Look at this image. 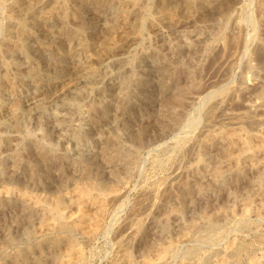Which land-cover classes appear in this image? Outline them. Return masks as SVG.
<instances>
[{
    "label": "bare ground",
    "instance_id": "6f19581e",
    "mask_svg": "<svg viewBox=\"0 0 264 264\" xmlns=\"http://www.w3.org/2000/svg\"><path fill=\"white\" fill-rule=\"evenodd\" d=\"M233 1L10 0L9 33L4 37L3 52L0 54V120L6 113L12 119L14 127L22 130L30 120L39 123L48 111H53L60 128L68 126L78 130L88 140L89 132L94 128L102 129V134L94 138L96 152L91 153L92 155L74 154L73 158H70L69 146L65 144L66 136H63V142L59 143L61 147L54 145L55 148H49L50 146L40 141H32L28 148L14 155L10 168L5 166V176L0 179V214L8 206L14 205L17 208L14 214L0 215V264H85L84 250L78 241V234L94 238L107 230L108 217H111L115 209H112V205L122 200L125 195L128 188L127 178L133 172L135 158H140L141 150L152 136H161L181 125L184 118L190 115L189 107L195 104L197 99L204 104L208 126H213L220 118L235 126L217 129L209 127L196 137L187 135L183 140L177 141L165 155L168 160L189 159V164L185 168L178 166L173 171L172 182H154L153 186L144 192L146 200L142 204L143 212L131 216L118 237L120 240L128 238L134 243L142 242L145 250L142 253L145 255H140V261H134L132 251H129L126 253L129 261L126 264H165L169 259H166L168 253L175 250L174 242L161 245L159 241L156 242L158 239L145 240V235L148 234L146 221L150 216H154L157 210L162 214L158 216V222L164 223L172 215L183 214L197 198H203L212 186H220L222 190L230 172L239 171L245 166L264 169V131L247 132L243 127L244 124L252 126L264 121V79L246 80L218 90H208L207 86L197 92V95L191 96L199 83L195 77V58L198 55L204 54L207 63L215 67L219 74L217 81L222 82L228 76L234 60L248 46V39L242 34L241 20H235ZM147 6L151 13L145 16ZM249 6V3L241 4L237 13L238 9L246 12ZM256 7L259 23L264 27V0H257ZM104 10L112 12L109 21L103 20ZM220 19L232 23L233 28L221 27L212 44L207 46L203 40H196L185 52L188 55V65L176 45L168 47L166 54L169 56L156 51L159 64L155 67V80L158 90L162 93L160 98L158 97L159 100L154 98L148 80L142 76L135 79L137 94L136 98H133L130 95L127 81L129 73L126 70V80L116 85H105L96 100L85 104L80 102L89 98L92 84L102 75L104 68L100 69L105 59L127 52L130 45L141 38L144 25H149L161 38L165 36L167 29L173 30L176 26L184 29L209 26L208 24L211 25ZM100 20L102 21L99 23ZM246 21L248 23V20ZM253 45L252 52L255 53L259 67L264 70V37H256ZM17 57H21L26 65H22ZM100 80L102 81V78ZM70 81L75 82L73 87L60 94L54 92ZM25 90H30L27 98L23 94ZM107 94L114 95L115 100L110 101L106 98ZM145 102H149L154 116L148 121L152 129L139 122L133 132V148L127 150L121 144L120 133L129 121L138 119L134 117L135 111ZM212 146L216 148L217 156L211 163L204 159V155ZM125 157L128 159L122 161ZM165 157L156 158L155 164L165 162ZM118 164L122 166H112ZM108 165L114 167H111V178L104 174ZM23 169L27 175L26 181L20 176ZM7 181L11 184H7ZM122 183L126 184L122 189H118L116 185ZM249 183L252 190L259 194V199L248 196L240 210L224 206L225 209L220 210L221 215L203 212L201 217L197 218L199 221L196 220L192 224L191 232H184L181 240L197 237L202 229L204 230L201 233L208 231V239H213L216 235L214 232L219 229L222 232L221 227L225 225L223 223L224 225L219 226L222 218L245 220L252 214L264 216V172L257 181L252 180ZM31 184L36 185L38 190L42 188L44 192L35 190ZM25 222L29 227L27 233L30 234L31 240L26 245L8 250L17 240L20 241V236L15 235L13 229L23 226ZM164 228L167 229L168 226L164 225ZM211 232L214 234L211 235ZM177 238L176 240H180ZM242 247L240 241L233 239L218 254L213 251L215 255L199 253L191 258L186 256L180 263L264 264V252H257L258 254L244 262L241 258Z\"/></svg>",
    "mask_w": 264,
    "mask_h": 264
},
{
    "label": "rangeland",
    "instance_id": "374dc122",
    "mask_svg": "<svg viewBox=\"0 0 264 264\" xmlns=\"http://www.w3.org/2000/svg\"><path fill=\"white\" fill-rule=\"evenodd\" d=\"M8 1L7 0H0V34L3 33L0 35V54H2V52H3L4 37L9 33V24L8 23H9V14H10V0H8ZM234 1H233V4L235 6L234 17H235V20L238 22H239V20H241L240 23L243 26L242 27V34L246 38V40L248 39L247 44L249 47L247 46L246 48H244V50L234 60V62L231 65V68L229 70L228 76L225 77L224 81H222L223 83L221 81H217L219 79V74H218V72H216L215 67H212V65H209L207 63V60L204 58V54L198 55L200 58L197 56V58H195L197 63H195V62L194 63H195V65L197 64V66H195L196 67L195 77H196L197 83L198 82L199 83H198V88L193 91L194 93L192 92L191 96L197 95V92H199L200 90L204 89V87H207V86H209L208 90H218V89H220L224 86H227V85L232 86V85H237V84L243 83L246 80L250 81V80H263L264 79V74H262V73H264V70H262V68L259 67L258 60H257L256 56H254L255 53H254V51L252 52V50H254L253 40L256 39V37L257 38L258 37H264V30H263L264 27L262 24L259 23V20H258L257 7H256L257 0H252V2H250L251 0H244V1L243 0H234ZM242 2L243 3H249L251 6H249V10H246V12H242V11H240V9H238L239 13H237V8L241 4H243ZM252 5H254V6H252ZM251 8L253 10H250ZM149 12L151 13V10L147 6L145 8V16L149 15L150 14ZM242 13H244V14H242ZM111 14H112L111 10H109V11L104 10L102 13L103 20L109 21V19H110L109 17L111 16ZM238 14H239V16H238ZM251 15H252V17H251ZM253 16L255 18H253ZM246 20H248V23ZM101 21L102 20H100L99 23ZM208 25L209 26L205 25L206 27L203 25L200 27L198 26V27H191V28H186V29L176 26L175 29H173V30L167 29L168 34L166 33L165 34L166 37L164 36L161 38L158 37L153 32V30L149 27V25H147V24L144 25L143 32L141 33L142 34L141 38L138 41L131 44L129 47V50L127 52H125L122 55H111L105 59V62L103 63V65L101 66V69H100V70H102L104 68L101 71L102 75L100 77V79L102 78V81L99 79L96 83L94 82L92 84V92L90 93L91 96L89 95L88 99H85V100L82 99V100H80V102L81 103L83 102L82 104H85V103L91 102L93 100H96L97 98L100 97L99 93L105 87V85H109V84L116 85L117 83L123 82L124 79L126 80L127 79L125 77V75H126L125 71L126 70H128V73H129V75H128L129 79H127V81H129L128 86H129V90L131 93L130 95H132L133 98H136L135 95L137 94L136 88L134 85L136 83L135 79L138 76H142L144 78L146 77L145 79L148 80V82L150 84V88H152V89H150V91H151L152 95L154 96V98L156 97V100H159L162 93H161V91L158 90V88L156 86V80H155V78H156L155 69L157 68V66L159 64V59H158V55H157L156 51L159 50L161 52V55L169 56L168 54H166L169 51V50H167L168 47H172V46L176 45V48L178 47V50L181 51L182 58L184 59L185 64L188 65L189 64L187 62L188 61V55L185 52L187 49L192 47L193 44L196 43V40H198V39L203 40V42L207 46L208 44L209 45L212 44V42L214 41V39L216 37V33L220 30L221 27L227 26L228 29L233 28V24L228 22L225 19H220L219 21H217L211 25L210 24H208ZM248 33L251 34L253 37H251V35L249 36ZM115 36H116V34H115ZM251 44H252V46H251ZM145 55H148V56L146 57ZM241 56H242V58H241ZM142 57H144V58L142 59ZM240 59H241V61H240ZM17 60L22 62V65H26L25 63H23L21 57H17ZM232 79H233V81H232ZM70 82L65 84L66 88H64L65 86H61V87H58V89H56L54 92H56L58 94L65 92L67 89L73 87L75 84L74 81H70ZM202 83L203 84L205 83L204 86ZM29 91L30 90H27V91L25 90L24 91L25 93L23 92L24 96L26 95L25 96L26 98L30 94ZM106 98H108L110 101L115 100V96L111 95V94H107ZM136 101H139V100H136ZM148 103L145 102V103L141 104V108H138L135 111L136 114L134 115V117H136L138 119H136L134 121L133 120L129 121L128 125L124 126L121 133H120V137L122 140L121 144H123L124 145L123 147L127 150H130L133 148V146H132L134 143L133 132L135 131V128L137 127L139 122L145 123V125L149 126V128L152 129L150 126V123L148 124V121L152 120V118L154 116L152 113V109L150 108V105ZM200 104H202L203 106ZM25 107L29 108L28 105H25ZM188 114H190V115H187L189 117L186 116L184 118L185 120L183 121V123L181 125L174 127L171 131H168L161 136H157V137H155V135L152 136V139H150V141L149 140L147 141L145 148L141 150L140 158H135V160L133 161V165H132L133 172L131 173L130 176H128L129 179L126 177L127 181H128L127 182L128 188H126L127 190L125 192L126 196L124 195L122 200L118 201L117 203L116 202H115V204L113 203L112 209H114V208L115 209L112 211L111 217H110V215L108 217V220H107L108 224L106 227L107 230L99 233L94 238H88L85 236L82 237L78 234V241L84 250V256L86 259L85 264H126L129 262L126 258V253L129 251L130 252L132 251L131 252L132 253V259L134 261H136V260L140 261L142 259V257H144V255H145V253H142V252H145L144 247H142L143 243L142 242L134 243L133 241L129 240L128 238L126 240L125 239L120 240V238L118 236L120 235L121 232H123L125 224L127 223V220L131 216H133L136 213L139 214V213L143 212L144 206H142V204L146 200V198H144L145 197L144 192L146 190H148L151 186H153L154 182H158V181L164 182V180L168 181V182H172L173 181V179H172L173 178V175H172L173 171L178 166L185 168L187 166V164H189V162H188L189 159H186L187 161L186 160H179V159H176V161L172 160V159L168 160L165 157V155H167L169 153L170 149L173 146H175V143L177 141L183 140L185 137H187V135H191L192 137H196L201 133L202 130L207 129L209 127L217 129V128H228L231 126H235L234 124H231V123L229 124L228 120H226V119L221 120V118L218 120L219 122L217 121L213 126H208L207 117H206V109L204 107L203 102H201V100H198V99H197V102L195 104H193L192 106L189 107ZM198 118H199V120H198ZM3 119L0 120V128H1L0 129V162H1V164H0V179H2L3 176H5L4 175L5 171H6L5 168L7 166L10 168L12 166V160H13L14 155L16 153H21L23 150L28 148L30 146L31 142L34 140L40 141V142L44 143L45 145H47L48 147L50 146L49 148H55L54 145L60 146L61 144H59V143L63 142L62 137L66 136L65 137V139H66L65 144L67 146H69V150H68L69 157L73 158L74 154L76 156L79 154L92 155L93 153H95L96 152V144H94V138L97 135L102 134V129H98V128L95 129L94 128L89 132L90 139L88 140L78 130H75V129L73 130V128H68V126L60 128L57 125V120H55V119H57L56 113H54L53 111H48L46 113V115L43 117V120H41V122H39V123L35 120H30L28 125H26V128H24L22 130H17L14 127V125L12 123V119L6 113H5V115L3 114ZM189 119L190 120L193 119V120L190 121ZM187 121H188V123H187ZM197 121H199V123ZM184 122H186V123H184ZM263 122L256 123V125H252V126H249L248 124H244L243 127L247 132H253L254 131L253 133H256V132H260V130L264 131V123ZM186 124H189V125L186 126ZM196 124H197V126H196ZM201 124H203V125H201ZM193 125H195L194 128H193ZM27 126H28V128H27ZM187 127L188 128L191 127V129H189V130H191V132H188L189 130ZM42 131H44V132H42ZM176 137H178V138H176ZM210 148L211 149H209L205 153L204 159L205 160L207 159V162L210 161L212 163L214 158L217 156V151H216V148H214V146H212ZM164 151L166 154L164 153ZM160 156L165 157L164 158L165 162H163L162 164L156 165L154 161L156 160V158H161ZM127 159L128 158L125 157L122 159V161H126ZM121 164L112 165V166H115V168H116V167L122 166ZM112 166L108 165V167H105V171H104V174L110 176V178L112 177L111 176L112 168H114ZM242 168L240 169L241 171L239 170V171L230 172V173H232V175L230 173L228 174V179L226 180V183L222 186V190H221L220 186H212L210 188L211 190H209V192L207 194H205L208 197L204 195L203 198L202 197L197 198L195 203L193 205H190L191 207L192 206L193 207L191 208L190 206H188L187 208L190 210H187V208H186V210L183 214L172 215L171 217L168 218L167 221L165 220L164 223H161V222H158V216H160L162 214L159 210H157L158 212L156 211L154 216H150L147 219L146 227L148 228V234L145 235L146 241H149L150 239H151V241H156L158 239L156 242L159 241L158 243L161 245L167 244L168 242L176 243V245H175L176 251L173 250V251H170L168 253L166 259H168V258L169 259L166 260L165 264H181L180 263V262H182L181 260L185 259L186 256L191 258V257H193L199 253H201V254L206 253L209 255L218 254L223 249V247L229 241H231L233 239H237L238 241H240L243 244V247L241 249V258L243 259L244 262L247 261L248 259H250L252 256H254L260 252H264V221H263L264 216H262V215H255V214L253 215L252 214L254 217L251 215L248 218H246L245 220L244 219H239V220L237 219L236 220L232 217L222 218L221 221L219 222L220 223L219 226L220 225L222 226L224 224L225 225L221 227L222 232L220 231V229L218 230V232L213 231L214 233H216V235H214L213 239H208V237H209L208 235L210 234V232L203 231L201 233V231L204 230V229H202L198 232L197 237H191L192 239L188 238L186 240H181L182 234L184 232H187L188 230L191 232V230L193 229L192 224L196 220L199 221V219H197V218H200L201 214L203 212H206L208 214H217L218 213V215H221L222 211H220V210H224L225 207H233V208H237L238 210H240V208L244 205V200L246 198H248V196L250 198L252 197V199H259V196H258L259 194H257L256 190H254V189L252 190V186L250 187V185H248V184H250L249 181H252V180L257 181L260 178V174L262 172H264V169H256V168H253L250 166H245V168L244 167H242ZM235 175L238 177H235ZM20 176L22 177L23 181L27 180V175H26L25 169H23L21 171ZM168 176L170 177V179H168L169 178ZM249 177H251V178H249ZM256 177H257V179H256ZM235 182H237V183H235ZM6 183L11 184V183H9V181H7ZM114 183H115V181H113V184ZM234 183H235V185H234ZM241 183H243V184H241ZM116 184H117V182H116ZM124 184H126V183H122L120 185L118 184L116 186L118 187V189H120V188L122 189ZM232 184H233V186H232ZM242 186H244V187H242ZM31 187H34V188H36L35 190H38V187L34 184H31ZM250 189H251V191H250ZM38 191L44 192L42 190V188H40ZM243 195L245 196V198H242V197H244ZM238 201H240V203L242 201V205H240V203ZM121 202H122L123 206L121 205ZM235 202H238L237 205L235 204ZM232 204H233V206H232ZM118 205H120V206H118ZM194 205H195V207H194ZM137 207H140V208H137ZM203 207H205V208H203ZM16 208L17 207H15L14 205L8 206L7 208L3 209V211L0 215L8 214V213L14 214V213H16ZM120 208L122 211H120ZM211 209H213L215 211H213ZM186 211H188V212H186ZM212 212H214V213H212ZM262 217H263V219H262ZM257 219H259V220H257ZM110 220H111V222H110ZM115 221H117V222H115ZM238 221H240V222H238ZM113 222H115L116 224ZM25 224H26V222L23 224V226H21L17 229H13L14 234L16 233L15 235H17L18 237L19 236L23 237L27 233V229L29 228L28 225L27 224L25 225ZM241 224H242V226H241ZM164 225H167L168 228L167 229L164 228ZM188 226H190V227L188 228ZM231 227L234 229H232ZM161 228H163V229L161 230ZM226 230L227 231L230 230V231L227 232ZM159 232H160V234H159ZM213 232H211V235ZM228 233H229V235H227ZM20 237H19V240L21 241V239H22V241L18 242V240H17V242L14 243L15 245L13 244V245L8 247V250H10V249L14 250V249H16L22 245H26V243H28L31 240L30 234L28 235V233H27V235L24 236L25 238L24 237L20 238ZM177 237L180 240H176ZM219 237H220V239H219ZM27 238H29V239H27ZM174 240H176V241H174ZM199 242H201V243H199ZM217 242H218V244H217ZM211 244H215V245L212 246ZM139 246H141L142 248ZM198 247H200V248H198ZM211 249H213V250L211 251ZM213 251H216V253L214 254ZM175 252H176V254H175ZM140 255H142L141 258H140Z\"/></svg>",
    "mask_w": 264,
    "mask_h": 264
}]
</instances>
